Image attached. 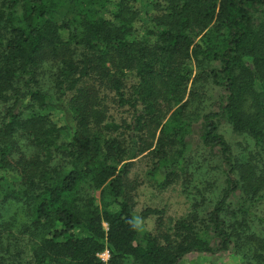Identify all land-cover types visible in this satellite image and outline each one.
<instances>
[{
	"label": "trees",
	"instance_id": "1",
	"mask_svg": "<svg viewBox=\"0 0 264 264\" xmlns=\"http://www.w3.org/2000/svg\"><path fill=\"white\" fill-rule=\"evenodd\" d=\"M224 123L250 140L247 153H233ZM192 139L222 188L172 225L142 210L158 234L141 238L129 161L151 155L165 186L185 173ZM7 202L24 217L0 225V264H22L13 233L26 239L24 264H179L233 250L264 264L254 228L264 227V0H0V209Z\"/></svg>",
	"mask_w": 264,
	"mask_h": 264
},
{
	"label": "rangeland",
	"instance_id": "2",
	"mask_svg": "<svg viewBox=\"0 0 264 264\" xmlns=\"http://www.w3.org/2000/svg\"><path fill=\"white\" fill-rule=\"evenodd\" d=\"M69 14V12L62 9L58 19H64ZM41 69L40 83L42 82L46 86L45 89L50 92L48 87L53 79L54 67L50 61H44ZM48 113L52 123L66 133L69 122L60 108H51ZM111 113L112 117L116 118L117 121L125 117V115L118 114L115 111H111ZM220 132L230 144L234 154L247 153L249 149H246L251 142L246 136L234 132L231 126L226 123L222 125ZM64 136L67 137L68 133L64 134ZM196 144L195 139H192V149L185 160V173H179L173 181L165 184V186L159 184L160 179L157 177L153 179L150 176L155 163V159L151 155L144 153L129 161L130 166L125 178V184L135 202L133 219L139 227L141 238L145 239L158 234L157 217L149 216L142 220L140 217L142 210L146 208L161 210L163 212L162 221L165 226L172 225L177 220L189 215L193 211V204L196 201H200L202 195L204 198L209 197V192L206 191L207 188L212 190L213 195L218 194L222 188V176H219L212 169V165L215 163L206 160L204 156L206 152L197 147ZM216 174L219 179H217ZM93 197L98 200V193H93ZM258 213V215L264 216V204L260 206ZM0 216V225H7L14 230L15 227L19 229V220L23 219L24 213L18 212L13 202H7L4 208L0 209ZM254 228L256 231L263 230L264 233V227H255L254 225ZM13 234L10 238L11 246L13 248L18 247L22 251L21 261L24 264L30 259V252L26 248V239H21L18 233ZM245 249L248 248L246 247ZM236 252L233 250L215 255L189 254L179 264H243L242 258ZM7 259L11 261V264H15L12 259Z\"/></svg>",
	"mask_w": 264,
	"mask_h": 264
},
{
	"label": "built area",
	"instance_id": "3",
	"mask_svg": "<svg viewBox=\"0 0 264 264\" xmlns=\"http://www.w3.org/2000/svg\"><path fill=\"white\" fill-rule=\"evenodd\" d=\"M98 257L103 261H107L109 255H108V252L107 251H104L102 254L98 255Z\"/></svg>",
	"mask_w": 264,
	"mask_h": 264
}]
</instances>
